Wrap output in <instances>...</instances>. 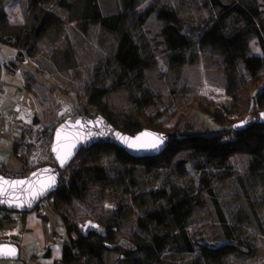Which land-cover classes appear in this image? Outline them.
Returning <instances> with one entry per match:
<instances>
[{
  "label": "rangeland",
  "instance_id": "374dc122",
  "mask_svg": "<svg viewBox=\"0 0 264 264\" xmlns=\"http://www.w3.org/2000/svg\"><path fill=\"white\" fill-rule=\"evenodd\" d=\"M57 1L41 2L31 9V0H0V12H4L0 16V34L18 36L36 10L52 15L51 23L55 22L56 26L50 28L55 32L66 30L62 20H68V27H78L84 33V25L79 24L83 20V0H68V8L59 6ZM97 1L103 15L119 14L115 29L105 28L98 20L90 19L85 38L80 33L69 38L66 35L65 39L60 36L54 43L60 42L51 46L49 51L31 52L33 61L29 65L39 68L37 79L43 84L42 97L44 101L53 102V121L59 112L71 111L74 114L84 109L87 115H95L96 107L87 102L89 88L94 85L108 89L103 101L120 114L132 112L134 99L150 93L153 102L144 108V113L147 116L158 113L157 120L164 126L180 122L201 129L211 125L212 115L199 108L200 104L207 103L212 111L222 108L228 112L226 117L229 121L230 114H237L238 121L247 115L253 106L252 96L264 84V67L261 80L258 83L250 81L239 92L236 104L232 105L231 97L225 92L226 76L221 54L209 45L200 46L198 39L205 25L221 12L220 5L215 2L256 6L264 22V0H135L134 7L129 9L122 8L121 0ZM148 7H153V11L140 22L141 14ZM160 7L176 10L182 32L192 40L185 51L186 61L179 66L169 64L170 52L161 35L163 21L155 15ZM12 8H16L14 15L22 12L23 27L16 23L6 25L5 10ZM225 22L228 30L241 24L234 13L229 14ZM124 35L129 42L125 43L120 54L130 49L149 63L142 70L141 77H137L136 70L124 74L119 64L118 47ZM249 45L250 53L262 55L256 37L249 39ZM179 160H183L181 173L175 166ZM202 160L181 151L173 157L169 167L146 171L141 165L133 168L123 166L113 153H106L100 157L108 174L105 181L91 185L82 199L74 197L63 207H57L53 197H48L43 210H63L70 222L72 219L76 221L75 224L85 219H93L100 225L118 223L115 240H121V244L106 250L103 262L133 264L138 253L135 250L129 252L127 243L149 240L153 233L165 230L155 222L149 223L147 230L137 225V219L148 209L161 208L166 204L165 198L152 200L145 195L146 192L163 189L167 195L178 192L189 196L191 211L186 218V231L194 241L225 238L216 200L231 227L234 240L247 249V252L227 254L222 264H264V168L249 172L250 156L245 153L233 154L223 167L212 163L200 166ZM15 165L16 162L13 167ZM63 178L66 180V175ZM13 216L0 209V242L11 241L16 231L21 229L22 218L13 219ZM12 228L15 231L11 232ZM78 233L79 229L73 232L75 237ZM197 254V247L193 252H182L177 250L175 243H170L162 251L160 260L162 264H213L197 258ZM19 259H0V264H22Z\"/></svg>",
  "mask_w": 264,
  "mask_h": 264
},
{
  "label": "trees",
  "instance_id": "16d2710c",
  "mask_svg": "<svg viewBox=\"0 0 264 264\" xmlns=\"http://www.w3.org/2000/svg\"><path fill=\"white\" fill-rule=\"evenodd\" d=\"M45 1L48 0H31V9ZM121 3L123 9H129L134 7L135 0H121ZM215 3L220 5L221 12L211 23L205 25L198 43L200 46L209 45L221 54L226 76L225 92L231 97L232 105H235L239 92L250 81L258 83L262 78L264 22L261 20V12L256 6L239 3L230 5ZM57 4L64 8L70 6L68 0H58ZM151 11H153V7L144 10L139 18L140 22ZM3 13L2 10L0 16H3ZM231 13L237 16L241 24L228 30L225 18ZM155 15L163 21L161 35L170 52L169 64L179 66L186 61L185 51L191 46L192 40L182 32L181 20L175 9L160 7L156 10ZM81 18L96 19L101 26L111 30L115 29L119 22L117 13L102 14L97 0H83ZM52 21V15L36 10L31 14L29 21L18 36L0 35V40L14 45L17 49L16 56L20 60L28 58L34 49L38 35ZM252 36L257 38L262 55L250 53L249 39ZM127 42L129 40L124 35L118 47L119 64L122 66L124 74L136 70L137 77H141L142 70L149 63L130 49H126L123 54H120ZM107 90L95 85L89 88L87 102L96 107L95 115L102 116L116 128L129 134H134L142 128L163 131L169 136L168 144L160 154L146 157L132 156L111 143H96L88 148L79 149L61 172L58 187L47 196V198L53 197L57 207L65 206L74 197L82 199L91 185L103 182L108 178L107 170L100 162V157L106 153H113L115 159L123 166L133 168L141 165L146 171L158 167H169L173 157L181 151H187L193 157H201L203 160L200 166L212 163L223 167L233 154L245 153L250 156L249 172H258L264 168V84L252 96L253 106L243 118L247 121L244 126L234 127L233 125L230 127V121L226 117L228 112L225 113L222 108L212 111L207 103L200 104L199 108L212 115V124L205 125L201 129H196L188 123L182 125L180 122L164 126L157 120L158 113L147 116L144 113V108L153 102V96L148 92L134 99L135 109L132 112L126 114L114 112L103 101ZM83 111L84 109L79 112ZM182 165L183 160L175 163L180 173L183 170ZM65 175L66 180L63 178ZM205 184L207 185L208 182L206 181ZM145 195L151 197L152 200L165 198L166 204L161 208L148 209L143 216L137 219V225L142 230H147L149 223L155 222L165 230L162 233H153L149 240L127 243L129 252L135 250L138 253L133 258V264H162L161 253L170 243H175L177 250L182 252H193L197 247V258L213 264H222L224 257L229 253L247 252L244 246L234 240L231 227L226 223L216 200L214 202L217 205L225 238L194 241L186 231V218L191 211V200L186 193L174 192L167 195L165 190L159 189L150 190ZM0 209L9 213L16 212L3 207ZM58 217L62 220L65 236L60 242L61 258L53 264H106L103 262L104 252L121 244V240H115V232L118 230L116 222L100 225L93 219H85L75 224L69 221L63 210L58 211ZM77 229H79V233L72 238L71 233ZM10 242H14L13 239ZM121 257L124 258V256ZM111 264H119V262L115 261Z\"/></svg>",
  "mask_w": 264,
  "mask_h": 264
},
{
  "label": "crops",
  "instance_id": "0c3cea01",
  "mask_svg": "<svg viewBox=\"0 0 264 264\" xmlns=\"http://www.w3.org/2000/svg\"><path fill=\"white\" fill-rule=\"evenodd\" d=\"M5 12L6 25L16 23L19 27H23L22 12H17V15L12 14L16 12V8L6 9ZM88 20L90 19L79 22L84 25L85 32ZM67 22L68 20H62L63 24L60 23L67 28L63 31L57 28L58 31L55 32L54 28H50L56 26L55 22L45 26L35 40L33 50L47 49L49 51L51 46H56L60 42L54 43V40L60 36L65 39L66 35L69 38L73 34L80 33L84 38L86 37L83 30L81 31L78 27L70 28ZM16 53L17 49L14 45L0 40V161L10 167H13L16 162L17 165L14 168L20 166L15 156V143L19 138L18 119L36 116L46 124L54 119L51 115L53 102L44 101L43 84L37 79V68L29 65L33 61V56L20 60ZM5 118L10 120L6 121ZM12 214L15 215L13 219L22 218L21 229L16 231L13 239L19 246V261L22 264H53L60 260L62 255L60 242L65 236V229L62 220L58 217V212L43 210L41 214H38L34 209ZM72 223L76 221L72 219ZM10 231L13 232L15 229L12 228ZM71 236L75 237L73 232Z\"/></svg>",
  "mask_w": 264,
  "mask_h": 264
},
{
  "label": "water",
  "instance_id": "95a60500",
  "mask_svg": "<svg viewBox=\"0 0 264 264\" xmlns=\"http://www.w3.org/2000/svg\"><path fill=\"white\" fill-rule=\"evenodd\" d=\"M76 121H80V125L76 124ZM100 121V123H97ZM242 121H246L245 119H241L234 123V126L240 125ZM63 127L61 133V142L62 143H74L76 144L75 149H73L72 156L68 160V162L61 166L59 161L56 159V154L52 152V147L57 143V129H61ZM245 125V124H244ZM243 125V126H244ZM91 133L88 136V133ZM151 133L156 136H162L163 143L158 150H151V149H131L128 148L126 145L120 143L116 138L115 134L119 133L122 136H126L129 138H135L139 136L141 133ZM81 137H87V139H81ZM145 140L150 139V137H144ZM169 141V136L167 133L159 130H153L150 128H142L141 130L135 132L134 134H129L116 128L112 125L107 119L103 118L100 115H87L85 112H76L64 120L59 122L53 131L52 136V146L51 152L55 160V165H42L38 166L29 171V173L23 177H7L0 174V177H3L6 180H29L32 185L39 187V182L47 181L49 177H55V184L53 187L48 189L43 195L38 196L35 200H31L30 196L27 192L23 190V187H27L25 185L23 187L17 188L16 190L10 191L7 196H0V200H12L16 198V203L19 204L23 200H30V203L24 204L23 207H16L15 205L9 203H0V207L6 208L11 211L16 212H29L35 209L38 202L47 197L51 192H53L59 185L61 179V172L66 168V166L70 163V161L74 158L76 153L81 148H88L96 143H111L115 146L123 149L126 153L135 156V157H146V156H155L160 154L167 146ZM41 169H49L50 171L47 173H41L39 170ZM32 173H38L37 176L33 177ZM0 246H6L8 248L15 249V255L13 256H6L0 255V259H18L19 258V246L15 242L10 241H1Z\"/></svg>",
  "mask_w": 264,
  "mask_h": 264
},
{
  "label": "built area",
  "instance_id": "2783aa9c",
  "mask_svg": "<svg viewBox=\"0 0 264 264\" xmlns=\"http://www.w3.org/2000/svg\"><path fill=\"white\" fill-rule=\"evenodd\" d=\"M71 111L59 112L55 116L53 123L46 125L36 116L19 118V138L15 143V156L20 162L17 168L7 166L0 161V174L7 177H23L30 170L42 165H55V160L51 152L52 136L55 126L72 115ZM231 120L229 126L233 127L234 122L238 121L237 114L228 116ZM5 120H10L5 118ZM47 197L41 199L35 207L38 214L43 212V206Z\"/></svg>",
  "mask_w": 264,
  "mask_h": 264
},
{
  "label": "snow or ice",
  "instance_id": "6c2138e0",
  "mask_svg": "<svg viewBox=\"0 0 264 264\" xmlns=\"http://www.w3.org/2000/svg\"><path fill=\"white\" fill-rule=\"evenodd\" d=\"M97 123H100L98 121ZM247 121H242L240 125H236L234 127H242ZM77 125H80V121H76ZM63 125L61 129H57V143L53 145L52 152L56 154V159L59 161L60 165H65L68 160L72 156L73 149H75L76 144L74 143H62L61 142V133L63 130ZM91 133H88L90 136ZM144 137H150V139L145 140ZM115 138L122 144L126 145L131 149H151L158 150L163 143L162 136H156L151 133H141L139 136L135 138H129L126 136H122L119 133L115 134ZM81 139H87V137H81ZM41 173H47L49 169H41L39 170ZM38 173H32V176H37ZM55 177H49L47 181L39 182V187L32 185L29 180H6L3 177H0V196H7L10 191L16 190L17 188L28 185L27 187H23V190L27 192L30 196L31 200H35L38 196L43 195L48 189L54 186ZM0 203H9L15 205L16 207H23L24 204L30 203V200H23L21 203H16V198L12 200H0ZM94 227V226H93ZM0 255L13 256L15 255L14 248H8L6 246H0Z\"/></svg>",
  "mask_w": 264,
  "mask_h": 264
}]
</instances>
